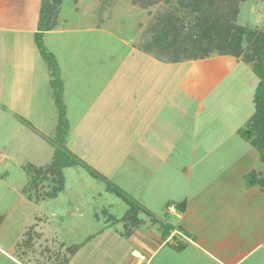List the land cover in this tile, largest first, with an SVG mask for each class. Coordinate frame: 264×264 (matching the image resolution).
<instances>
[{
	"label": "crops",
	"instance_id": "obj_1",
	"mask_svg": "<svg viewBox=\"0 0 264 264\" xmlns=\"http://www.w3.org/2000/svg\"><path fill=\"white\" fill-rule=\"evenodd\" d=\"M41 6L42 0H0V182L9 188V167L21 158L12 150V131H23L18 123L37 141L43 132L31 117L44 116L39 107L46 105L52 106L54 131L58 124L51 70L35 39ZM133 8L139 17H149L152 5L144 7L145 12ZM59 21L44 31L43 38L57 60L64 99L70 84L67 68L76 64H63L66 57L59 39L66 36L70 45L73 33L92 32L101 38L110 32L104 25L75 28ZM140 24L137 19L135 28ZM131 34L129 39L118 37L128 49L122 63L99 64L102 87L87 100L85 117L99 116L102 121L113 117L121 126L116 137L121 141L111 144L128 150L116 154L111 174L105 176L113 180L112 173L116 174V183L135 193L144 208L138 213L155 214V206H162L158 213L165 212L166 220L155 215L148 221L140 215L127 223L126 208L114 223L91 229L79 241L72 240L75 236L58 238L66 251L56 255L55 264H264V192L257 185H245L251 171L264 175V163L259 151L239 134L256 110L260 78L242 57L215 53L205 58H162L135 42L140 35L136 29ZM88 45L90 55V41ZM68 60H75L74 51ZM123 135L128 141L123 142ZM85 144L89 160L90 145ZM182 200L186 208L180 212L176 203ZM0 213L5 216L1 231L8 212ZM80 213L70 205V220ZM53 216L58 220L52 223L57 235L66 218L56 212ZM26 241L27 246L34 242L29 237ZM14 243L5 247L0 237V264L38 263L17 256ZM42 244L51 242L44 238ZM74 245L79 246L73 252Z\"/></svg>",
	"mask_w": 264,
	"mask_h": 264
},
{
	"label": "rangeland",
	"instance_id": "obj_2",
	"mask_svg": "<svg viewBox=\"0 0 264 264\" xmlns=\"http://www.w3.org/2000/svg\"><path fill=\"white\" fill-rule=\"evenodd\" d=\"M191 5L186 6L185 9L182 8L178 0H159L152 5L151 19L150 16L148 17L145 14L141 17L137 15V11L134 10L133 6H139L142 8V12H145L139 0H63L60 5H57L56 24L59 19V22L66 27L82 28L99 24L104 25L110 34L103 33L100 38L99 34L92 32H79L75 35L73 33L70 35V45L66 40V36L59 39L62 43V53L66 57L63 64H76V66L72 65V68H67L70 71V84L66 86L64 91L69 121L66 147H70L82 161L77 165L63 169L65 180L62 189L58 190L55 196L52 195L53 188L61 186L58 181H55V175L48 174L46 177H40L38 184L35 185L31 181V175L34 171L31 173L27 169V164L46 167L54 159L55 150L58 148L65 150L63 142H54L56 135L53 126L55 123L52 119L53 113L50 111L52 106L42 105L43 107H39V112L43 110L45 112L44 116L31 117L35 126L43 132V135H39L37 141L33 139L30 134L31 130L29 131L24 124L18 123L23 131H12L14 140L12 150L14 155L18 154L21 158L14 161V164L9 167L10 175L7 183H10L12 188L6 187L0 182V210L8 212V217L0 231V237H2L5 247L11 246L14 242L16 243L14 244L17 256L24 259L31 257L30 259H33L31 261L38 262L37 264H41V261L45 264H55L56 255L59 253L61 257L66 251L60 245L62 241L59 239L63 240L65 237L75 236L72 240L77 239L79 241L82 237H86L91 229L96 230L106 222L114 223L117 220L116 216L122 210L132 209L126 199L123 200L121 196L108 190L105 182L92 174V169L103 176L111 174V163L113 159L116 160V154L128 149L111 144L121 141L120 139L117 142L118 139L116 138L120 134L118 129L120 130L121 126L115 123L113 117H109L110 121H102L101 117H95L94 115L85 117L90 102V100H87L95 96L93 93H99L102 87L103 75H101L102 70L99 64H120L127 55L128 49L118 37L129 39L128 37L132 36L131 32L136 29L137 34L140 35L135 42L140 44L144 39L143 36L146 37L148 28H150V24L155 18L168 11L175 13L180 19L183 18L185 27H188L189 22L193 24L195 21H193V16L188 14ZM238 5L239 12L235 20L237 24L247 28L264 27V0H240ZM193 10L195 9L191 11ZM194 13L197 14V10ZM137 19H140L141 24L135 28ZM148 35H150V32ZM85 41H90L92 47L90 55L86 54L90 46ZM245 45L247 46V44ZM73 51L75 60L71 63L68 60V54ZM85 54L87 57H85ZM83 64H92V67L87 68ZM122 71L123 74H126L125 69H122ZM88 94L91 95L88 96ZM53 102L54 108L56 107L58 111L55 97ZM47 109L49 110L47 111ZM91 114L89 113V115ZM31 118L29 120L33 123ZM26 129L29 133L25 132ZM74 132L78 136L77 140H75ZM120 132L122 131L120 130ZM122 140L123 142L128 141L125 135L122 136ZM85 142L90 145L89 150H87L89 160L85 156ZM101 152L108 156L106 160L102 159ZM111 153L115 155L113 156ZM18 161H22V163L19 164ZM112 175H115L113 180L109 179L112 185L121 189L129 199L140 204L139 199L135 198V193L124 191L117 184L118 177L116 174L112 173ZM71 204H74L83 212L75 220H70L68 216ZM140 206L143 207L142 204ZM155 207L158 210L155 211V214L145 212L146 214L137 213L133 216L138 218L141 215V217H146L145 219L148 220V216L155 217L156 215L162 220L163 218L166 220L165 212L158 213L159 210L161 211L162 206L156 205ZM55 212L64 215L66 218L58 227L57 232L59 235H54L56 228H54L55 232L52 229V227H55L52 223L57 220L53 216ZM126 221L127 223L132 222V220ZM31 224L33 225L29 227ZM119 226H121V223ZM28 237L34 241L30 246L26 245ZM44 238H47V241L51 244L45 245V247L42 246ZM44 248H48L49 252L47 250V253L44 254Z\"/></svg>",
	"mask_w": 264,
	"mask_h": 264
},
{
	"label": "trees",
	"instance_id": "obj_3",
	"mask_svg": "<svg viewBox=\"0 0 264 264\" xmlns=\"http://www.w3.org/2000/svg\"><path fill=\"white\" fill-rule=\"evenodd\" d=\"M63 0H42L40 21L35 39L42 56L48 62L51 70L53 93L58 107V124L55 129L54 142L61 141L65 144V150H55L54 159L46 167H36L27 164L29 172H33L31 178L35 185L40 177L48 174L55 175V181L60 183V187L53 188L52 195L62 189L65 176L63 169L74 166L82 160L73 154L66 147V136L69 133V121L67 118L66 105L63 99V81L59 75L58 63L55 56L47 49L44 43V31L52 29L56 25L55 16L57 5ZM143 7H149L159 0H139ZM168 1V0H166ZM182 8L192 7L188 14L193 16L194 23L189 22L185 27L184 19L168 11L150 24L146 37L143 36L140 46L162 58L169 59H194L205 58L212 54H232L242 57L250 63L253 71L260 78V82L255 92L254 102L256 110L248 122L239 129V134L250 141L259 151L261 161L264 163V27L247 28L236 23L239 12L238 2L240 0H178ZM243 1V0H242ZM192 9H195L191 11ZM197 10V14L194 12ZM195 14V15H194ZM190 21H192L190 19ZM150 29V30H149ZM150 32V35L148 33ZM247 44V46L245 45ZM165 54V55H163ZM168 54V55H167ZM92 174L102 179L107 189L121 196L129 202L132 209L124 215V220L134 218L142 207L134 200L123 194L122 190L113 186L111 181L98 174L92 169ZM246 187L257 185L264 192V175L256 171H251L246 175ZM180 212L186 208V200L176 203ZM4 214L0 213V224L4 219ZM79 245L70 247L74 252Z\"/></svg>",
	"mask_w": 264,
	"mask_h": 264
}]
</instances>
